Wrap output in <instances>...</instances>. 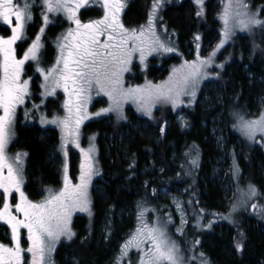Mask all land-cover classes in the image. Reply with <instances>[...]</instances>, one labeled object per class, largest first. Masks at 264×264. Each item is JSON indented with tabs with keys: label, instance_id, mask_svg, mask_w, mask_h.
Here are the masks:
<instances>
[{
	"label": "trees",
	"instance_id": "trees-1",
	"mask_svg": "<svg viewBox=\"0 0 264 264\" xmlns=\"http://www.w3.org/2000/svg\"><path fill=\"white\" fill-rule=\"evenodd\" d=\"M211 1L205 26L198 21L191 0L169 3L160 10V21L176 34L183 52L184 44L193 50L195 45L207 43L217 32L215 28L205 31L213 25ZM259 1L264 3V0ZM152 3L153 0H133L123 10L121 22L128 27L148 21ZM98 13L96 8L84 10L79 18L89 22L99 18ZM52 30L54 28L49 32ZM196 35L200 36L199 41L195 40ZM237 55L232 52L230 62L219 73L217 81H222V111L232 138L229 145L236 139L240 141L234 156L241 174L240 182L247 186L253 184L258 190L247 210L239 215L238 224H228L214 214L221 210L223 191L208 179L210 164L217 153L208 130L202 129L201 123L208 124L210 114L201 111L196 103L182 108L191 123L190 129L182 131L171 121L162 134V123L172 120L174 113L155 111L146 130L140 126L146 119L130 108L129 113L125 112L124 121L105 118L84 126L88 133H97L101 174L95 183L102 186V193L92 192L88 217L79 214L73 217L71 228L75 235L68 243L57 247L58 264H116L123 245L137 228L143 223L152 226L157 221L176 241L187 238L193 244L194 263L187 252H182L185 264H202L203 261L206 264H264V152L253 147L249 150L234 127L237 116L255 115L252 101L264 96V31L258 36L243 38L241 53ZM159 69L152 67V76ZM258 79L263 81L258 84ZM262 105L264 108V99ZM129 123L137 127L132 128ZM50 134L41 138L42 130L37 126H19L16 131L14 145L27 154L25 188L32 197H36V184L45 187L58 183V175L48 160L49 143L56 140L55 131L50 130ZM191 157L197 159V165L187 163ZM164 189L180 195L186 208L189 220L182 236L173 234L176 214L170 200L162 194ZM179 189L183 194L176 192ZM253 204L257 206L255 209L251 208ZM141 212L143 217L138 219ZM169 216L171 223H167ZM237 243L242 244V250H237ZM147 246L141 244L140 247L146 251ZM141 255L136 247H130L121 258V264H140ZM66 256L69 260L64 259Z\"/></svg>",
	"mask_w": 264,
	"mask_h": 264
},
{
	"label": "snow or ice",
	"instance_id": "snow-or-ice-1",
	"mask_svg": "<svg viewBox=\"0 0 264 264\" xmlns=\"http://www.w3.org/2000/svg\"><path fill=\"white\" fill-rule=\"evenodd\" d=\"M103 8V16L100 19L82 23L77 17L79 9L88 6L89 0H43V4L49 13L64 12L69 20L76 25L75 29H69L64 39L67 44L59 46L60 55L53 67L44 69L37 67L36 71L43 75L44 80L50 83L41 85L50 89L47 94L54 95L57 88L62 87L67 95L63 107L68 115L56 117L51 121L41 118V123L56 124L65 133V137H71V142L79 147V127L87 118L86 109L82 111L83 104L90 96L88 93L95 85L100 92L108 96L111 104L103 112L120 111L122 102L131 99L139 104L140 109L148 114L156 102L170 103L173 107L183 103L182 96L195 97L196 88L202 79L207 78L205 69L212 65L216 52L213 51L207 58L187 62L179 69H173V76L160 85L123 87L122 74L129 71L134 52H140V61L144 62L145 28L140 26L137 29H128L120 20V13L125 7L122 0H95ZM162 0H153L152 9L149 12L148 33L154 37L153 45L149 52L162 49L165 52L174 51L173 48L161 43L159 37L153 31L154 17ZM197 5L196 16L200 17L203 11L204 0H194ZM34 3V0H33ZM33 3L24 0L21 6L19 0H0V21L10 26L11 35L7 38L0 36V189L3 190L2 203L0 208V221H3L11 229L12 246L0 243V264H50V254L54 251L55 244L61 237L71 240L75 233L70 229V217L74 211H88L90 213V200L88 187L94 175L99 171L95 167L92 153L95 152V145L90 144L87 151L81 149L84 162L80 165L79 183L72 184L67 175V166L64 167V187L57 193L49 189V196L40 203H33L28 200L21 191L23 178L21 169L9 163L5 149L13 135V124L17 106L25 102L29 96V79H22L24 65L28 61L38 62V51L41 47V36L37 35L32 44L23 53L22 58H17L14 45L23 38L25 22L32 20L31 8ZM260 11L250 10L245 0H228L222 14L224 21L223 37L219 47L231 38L233 28L238 24L241 31L251 32L253 28H264V20L260 19ZM44 24L47 25L49 17L43 15ZM230 21L232 22L230 24ZM44 28H40V33ZM107 36L101 43L100 37ZM195 40L199 41L200 36L196 35ZM132 42L129 47V42ZM199 47V45H197ZM103 49V51H101ZM66 51V54H65ZM62 65V66H61ZM222 68L223 65H217ZM186 69V70H185ZM51 78V79H50ZM100 113H97L99 115ZM27 116V113H25ZM240 131L249 140H255L257 133L264 139V113L259 119L245 120L237 116ZM74 125V126H73ZM162 127L160 132L163 134ZM92 140L95 138L92 137ZM64 145H62V148ZM26 153H17L15 160L22 163V156ZM67 156V152H64ZM187 155V154H186ZM198 156V153H197ZM191 163L197 165V159L193 158ZM7 169L5 175L4 170ZM239 168L233 161V175H238ZM20 194V201L14 205L17 213L23 214V219L18 218L12 212L8 197L12 192ZM247 195L253 198L258 195L255 185L247 186ZM190 203V202H189ZM235 205L233 210L235 211ZM253 209L257 206L252 205ZM178 211L183 208L177 202ZM203 211V210H201ZM143 212L138 219H142ZM171 217L167 223H171ZM181 223L186 221L181 220ZM21 229L27 230V248L21 246ZM182 233L181 229H178ZM243 235V234H241ZM198 244L199 241H196ZM141 244H147V250L141 249ZM136 247L142 252L140 264H185L184 257L180 255V248L175 241L168 238L165 227L160 226L157 221L152 226L143 223L138 227L136 233L129 239L121 249V258L127 254L130 247ZM238 251L242 250V244L237 243ZM25 253L30 254V260L25 259ZM203 257V253L200 254ZM121 258H117L116 264H121ZM202 264H206L203 261Z\"/></svg>",
	"mask_w": 264,
	"mask_h": 264
},
{
	"label": "rangeland",
	"instance_id": "rangeland-1",
	"mask_svg": "<svg viewBox=\"0 0 264 264\" xmlns=\"http://www.w3.org/2000/svg\"><path fill=\"white\" fill-rule=\"evenodd\" d=\"M193 5L197 11V5L195 4L194 0H191ZM127 3V0H125ZM179 0H162L159 10L156 11L154 19V27L153 31L155 32L156 36L159 37L161 43H164L170 48H173L174 51L172 52H165L162 49H158L157 51L149 52V47L153 45L154 37H151L147 31L148 29V21H145L143 24L139 25H131L125 26L128 29H137L139 32L140 26L143 25L145 28V36H144V48H145V59L144 62L141 63L140 61V52L136 51L132 55L131 63L128 65L129 71H126L122 74V82L123 87H137V86H145L148 83L152 85H160L164 82L169 80L170 76H173V69H179L181 65L187 62L197 61V57L199 56L200 59L207 58L213 51L216 52L215 57L213 58V63L211 66L207 67L205 71L207 72V78L202 79L199 85L196 88V95L195 97L191 96H182L181 99L183 100L182 104L173 107L170 103L165 102H156V104L151 108L150 114L146 111L140 109L139 104L131 99L122 102V106L120 111H109L103 112V109L109 108L111 101L109 100L108 96L105 95L103 92H100L99 89L93 85L91 91L88 93L90 99H88L83 104L82 111L86 109L87 118L82 121L79 127V137L78 143L79 147H76L74 143L71 142V137H65V133L62 132L61 128L56 124L51 123H41V118L45 121H51L56 117L63 118L68 115L67 111L63 107L65 100L68 98L63 88H57L54 95H48L47 92L50 89H46L41 87V85L50 83V80L46 82L44 80L43 75L36 71L37 67L42 68L47 72V69L53 67L56 63L57 58L60 55V48L59 46L62 44H67L70 42L69 40H65L64 37L67 36L68 30L75 29L76 25L73 21L69 20L67 14L64 12L59 13H49L46 10V7L43 4V0L38 2H34L33 7L38 8L37 20L34 22V32L31 37V42H33L37 35L41 36L40 39V49L37 53L38 55V62L37 61H28L24 67V75L22 79H29V96L25 98V102L16 108L15 112V119L13 124V135L6 145V148L10 147L5 151L6 156L8 157L9 163H12L14 167H19L21 169V174L23 178V183L21 185V191H23L24 195L27 197L28 200L32 201L33 203H40L44 201L46 197L49 196V189L52 193L59 192L60 189L64 187V167L67 166V175L70 178L72 184H78L79 180L78 177L80 175V165L84 162V156L81 152V149L87 151L90 144L95 145V152L91 155L93 156L95 167L98 169L99 174L94 175L91 179V183L88 187V197L90 200V213H91V196L92 192L96 194L102 193V186L97 185L95 180L100 177L101 168L99 165V150H98V140H97V133L90 132L88 133L84 126L91 122V121H98L105 118H113L116 122H120V120H125L126 113L131 108L137 115L146 119V122L140 124L143 129L147 128V122L153 116V113L161 112L163 110H169V112L174 113L172 120L166 119L165 122L162 123L160 129L163 127L166 131L169 123L172 121L175 123L180 130L188 131L191 127V123L188 120L187 113L182 110V108L193 107L195 103L200 106L201 111L206 113L207 115L210 114V118L208 124L205 122L201 123L202 129L208 130V137L214 143V148L216 151V157L214 158V162L210 164V175L208 179L216 184L222 191L221 203L222 207L220 211L214 212L221 220L228 224H238V218L241 213L247 210V206L249 202L255 198H249L247 195V185H243L240 182V170L238 175H233V161L235 160L234 156L236 155V149L240 148V141L235 140L233 145H229L231 142V137L228 132L227 128V118L223 116L222 111V99L221 95V84L222 81H217L219 77V73L223 71L224 67L227 65V62H230L232 58V52L241 53V47L243 45V38L245 37H253L260 35L264 28H253L251 32L248 31H241L239 25L237 24L233 28V34L230 39H228L223 47H219L221 40L224 39L223 31H224V21L222 19V14L225 10L228 0H212L211 1V13H212V21L213 25L208 26L205 28V31H210L213 28L216 29V33H213L209 41L205 44H198L199 47L195 45L194 49L192 50L186 44H184L185 53L182 51V48L179 46L176 34L174 35L173 32H170L167 28V25L162 23L159 19V12L162 8H164L169 3H177ZM245 2L249 5L250 10L255 12L257 10H261L264 8V3L259 0H245ZM210 0H204L203 4V11L200 17H197L198 21L202 23L201 25H206L207 21V14L209 13L208 5ZM89 4L94 5L95 9L98 7L101 11H99V18L94 20L100 19L103 16V8L98 4L94 3L93 0H89ZM149 4H147V9ZM122 13V11H121ZM196 14V13H195ZM43 15H47L49 17V23L47 25L44 24ZM78 17V15H77ZM260 19L264 20V11H260ZM232 22L230 21V24ZM44 28V32L40 33V28ZM51 28L54 30L49 32ZM215 32V31H214ZM174 35V36H173ZM218 35V36H217ZM203 37V36H202ZM107 39V36H101L100 41L103 43ZM32 44V43H31ZM132 42H129V47H131ZM47 49H50L49 51ZM103 51V49H101ZM66 54V51H65ZM162 64H165V66ZM217 65H223L222 68L217 67ZM62 66V65H61ZM152 67L159 69L155 73L154 76L151 74ZM186 70V69H185ZM149 73V74H148ZM51 79V78H50ZM263 79H258V84L262 82ZM253 84L254 82H250ZM198 98V99H197ZM263 99L264 96L260 95L255 100H253V110L252 113L255 114L249 118H244L245 120H256L259 119L261 114L264 113L263 108ZM220 107V108H219ZM219 108V110H218ZM27 113V116L25 115ZM97 113H100L97 115ZM108 123V120H106ZM130 124V123H129ZM34 127L37 126L39 129L42 130V137L50 136V130L55 131V141H51L48 147V160L50 165L54 168L55 174L58 175V183L57 184H47L45 187L41 186V184H36V197H32L29 192L25 188V183L27 179L26 175V160L27 155L22 156V163H17L15 160L16 154L21 153L24 154L25 151L15 147L14 143L16 140V131L18 127ZM74 126V125H73ZM132 128H136L137 126L133 123L129 125ZM235 129L238 133L244 138L248 149L254 150H262L264 152V139H262L261 134L257 133L255 140H249L246 135H244L238 126V120L234 125ZM147 130V129H146ZM94 137L95 139L92 140L91 138ZM103 138H105L103 136ZM62 145L64 147L62 148ZM256 147V148H254ZM64 152H67V156L64 155ZM188 156V155H187ZM185 157V159L187 158ZM191 160H187V163L191 165ZM236 163V162H235ZM237 165V164H236ZM238 166V165H237ZM239 168V167H238ZM102 180V179H100ZM2 190V189H0ZM176 192L183 194V190L179 189ZM162 194L166 196L175 211L176 214V224L174 227L173 234L174 236H182L181 232L178 229L183 231L186 229L188 224V215L186 208L183 204L182 198L180 195L173 194L168 192L167 190H162ZM2 196L3 190L0 191V208L3 207L2 203ZM8 201L12 207V212L14 215L18 216V218L23 219L22 213H17L15 211L14 205L19 203L20 201V194L18 192L13 191L12 194L8 197ZM233 201V202H232ZM177 202L183 208V212L178 211L177 209ZM232 202L231 206L228 208L230 203ZM233 205H235V211L233 210ZM251 208L253 209L252 205ZM83 215L88 217L90 214L88 211H74L70 217L69 227L71 228V224L73 221V217L76 215ZM186 221V223H181V220ZM206 220V219H205ZM0 243H4L6 245L12 246L11 244V229L10 227L5 224L3 221H0ZM21 246L23 248H27V230L21 229ZM166 231V230H165ZM167 236L170 240L175 241L176 244L180 248V255L185 252L188 253V256L191 260L195 259V251L193 248V244L189 241V239H183L176 241L174 238L169 236V232L166 231ZM179 238V237H178ZM66 237H61L60 240L55 244L54 251L50 254V264H58L55 259V253L57 247L62 243H68ZM30 254L25 253V259L30 260ZM64 259H68L69 257H64Z\"/></svg>",
	"mask_w": 264,
	"mask_h": 264
},
{
	"label": "flooded vegetation",
	"instance_id": "flooded-vegetation-1",
	"mask_svg": "<svg viewBox=\"0 0 264 264\" xmlns=\"http://www.w3.org/2000/svg\"><path fill=\"white\" fill-rule=\"evenodd\" d=\"M38 1H40V0H34V2H38ZM132 1L133 0H127V3H126L125 0H122V2L125 4V7L122 9V13H120V17H121V15L124 16L123 13H124L125 9L127 8V6ZM93 2L96 3L95 0H93ZM19 3L22 6L23 3H24V0H19ZM29 3H33V0H29ZM33 5H34V3H33ZM94 7H95L94 5L89 4L88 6H85V7L81 8V9H79L78 12H77L78 18H79V15H81L84 12V10H90V9L92 10ZM38 8L39 7H33L32 6L31 13H32V17L33 18H32L31 21H26L25 22V31L23 33V38L21 40H18L16 42V44L14 45V47L16 49V56H17L18 59L22 58L23 53L28 49V47L32 43L31 42V37H32L33 32H34V22H36L37 17H38L37 16ZM96 9L98 10V12L101 11L100 9H98V7H96ZM80 21L82 23H87V21H83L82 19ZM30 30H31V32H30ZM10 35H11L10 26L5 25V24H3L2 21H0V36L7 38ZM0 60H2V57H0ZM24 67H25V65H24ZM0 115H3V110L2 109H0ZM7 149H10V147L9 148L7 147L5 149V151ZM4 172H5V175H6L7 174V169H5ZM0 191H2V190H0Z\"/></svg>",
	"mask_w": 264,
	"mask_h": 264
}]
</instances>
